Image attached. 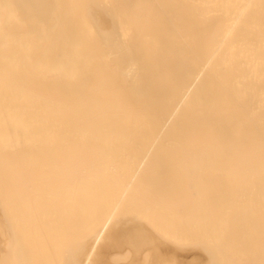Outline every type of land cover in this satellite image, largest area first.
I'll return each instance as SVG.
<instances>
[{"label": "bare ground", "instance_id": "bare-ground-1", "mask_svg": "<svg viewBox=\"0 0 264 264\" xmlns=\"http://www.w3.org/2000/svg\"><path fill=\"white\" fill-rule=\"evenodd\" d=\"M185 186L218 195L176 209L199 235L153 238L205 254L183 264H264V0H0V264H137L155 243L121 211ZM67 199L74 246L50 258Z\"/></svg>", "mask_w": 264, "mask_h": 264}, {"label": "rangeland", "instance_id": "rangeland-1", "mask_svg": "<svg viewBox=\"0 0 264 264\" xmlns=\"http://www.w3.org/2000/svg\"><path fill=\"white\" fill-rule=\"evenodd\" d=\"M198 177L200 178L199 181H200L201 179L204 178L202 175H200V176L198 175L197 178H198ZM187 178H189V177H187ZM192 178L194 179L195 177H192ZM192 178H190L191 182H188V185H187L188 188H190V185L196 187V184H199V183L202 184V181H203V180H201V181L199 182L198 179L195 178V179L192 181ZM207 178H208V180H209V177H207ZM207 178H205V179H207ZM187 181H189V179H188ZM196 181H197L198 183H196ZM194 182H195L196 184H195ZM192 183H193V184H192ZM186 184H187V183H186ZM189 184H190V185H189ZM199 185H200V184H199ZM199 185H197V187L200 188V187L203 186V188H204V184H202V185H200V186H199ZM187 186L182 187V188H181L182 190H181V189H179L178 191H177V190H173V192H174V191H175V192L177 191L176 193L174 192V194H173L172 191H169L170 193L167 192V193H165V194H160V196L162 197V199H161V197L158 195V197H160V198L157 197L158 200H162V201H164L163 198H164V196L166 195V196H165V197H166V198H165L166 201H164V205H162V204H163V202H162V204H161L162 206L160 205L157 209H156L155 207L152 208V207H150V206H149V207H146V206L143 207V206H142V209H141V208L137 209L138 207L136 208V206H128V207H127L128 209L125 208L124 211H123V210L121 211V215H120V216H122L124 219H122V217H121V219H120V217H119V222H120V220H122L121 223H122V225H123V223L125 222L124 220H126L125 218H130V219H131V217H132L131 222H130V219H129V220H126V222H127V223L130 222L129 224H132V221H133V225H135L136 223H134V219L137 220V223H138L137 225H141L142 227H144V229H145L147 235L149 236V238L152 237V238H151V239L153 240V241H152V244L155 243V244H153V246H154L156 252H159V254H156V252H153L152 249H148L147 251H143V252H142L141 254H139L138 257H137V259H139V261L137 262V264H140V263H141V264H145V261H146V260H148L147 262H148L149 264H152V262L154 263L155 261H156V262H155L156 264H159V261H160V264H183V263H182V260L180 261V259H181L182 257H179V256H182V255L184 256V254H185L186 252H188V251H193L192 248H194V247H195L194 250H196V251L199 250V247H198L197 245H190V247H189V244H188V243H187L186 245L183 243V244H184V247H185V246H186V247L184 248V250H181V249H183V248H182L183 246L181 247L182 244H181V245H177L178 243H177V244H176V243H175V244H174V243L172 244V243H171L172 240H171L170 243H168V242L166 241L167 237L169 238L170 236H171V237H173V236H177L176 238H175V237L172 238V239L177 240L178 238H180V236H181V238H182V237L184 238L186 235L189 236V237H186V238H188V239L191 238V240H194V239H193V236H195V235H194L195 233H194V234H193V232H192V233H187L188 227H190L193 231L198 230V226H197V228H195V227H196L195 225H194V226H193V225H192V226H189V225H191V224L188 225V223H187V222H190L191 219H195L194 216L198 214V213H197V214H194V212H192V211L194 210V208H192L193 205L196 206L197 203H200V200H201V202L203 203L202 199H203V198H206V197H207V198H206L207 200H208V199H211V200H217V198H218V195H217L216 193H214V192L210 193V195H209L208 192L205 191V190L197 193V190H195L197 187H196L195 189H194V187H192V188L194 189V192L196 191V193L193 192V193H191V194H192V195H191V194H190V191H191V190L193 191V189H191V190L189 189V191H188V190L186 189ZM210 186H212V188H213L214 190H215V188H216V189L219 188L218 186H216V184H215V186L212 185V184H211ZM205 187H206V186H205ZM203 188H202V189H203ZM183 189H184V190H183ZM197 189H198V188H197ZM198 190H201V189H198ZM192 191H191V192H192ZM204 192H205V193H204ZM170 194H173V195L171 196ZM168 196H169V197H168ZM170 196H171V197H170ZM168 198H169V199H168ZM191 198H193V201H192V202L190 201ZM188 199H189V200H188ZM191 200H192V199H191ZM204 200H205V199H204ZM186 201H187V202H186ZM188 201H189L190 203H189ZM67 202H68V199H67V201H64V202H63V205H62L61 208H60L62 211H64V213H63L62 211H60V210H59V212H57V211L54 209V210H53V211H54V212H53L54 215L51 216V217L48 216V217H50V218L44 220V222H43V224H44L43 227H45L46 224L48 225V224L52 223V224H50V225L48 226V228H47V226L45 227V228H47V229H50L51 235H53L52 237H53L54 240H55V241H54V240H51V241H49V242H50V243H51L52 241H54V242H58L56 245H55V243H54L55 246L52 245V244H49V247L51 248V251H52V252H51V251H48V252H50L51 254L54 252L55 255H59V254H61L62 251H65V250H66V249H65V248H66V245L64 244V247L61 248V249H64V250H61V251L59 252V254H58V252H56V251H57V247H56V246H57V245L59 246V243H60L61 241H62V242H65L64 239L66 240V244H67V243H68V242H67V239H66L67 236H68V239H69V238L71 239V242H72V240L74 241L73 237H71V236H74V234L72 233L73 231L71 232L73 235L70 234V231H71V230H74V229H73V228H74L73 225L70 224V223H72V221H71L72 219L70 220L71 222H70V223L68 222V223H69V224L71 225V227H73V228H71V227H69V226H66V228H65V227L63 226V224H62V221H63V223H64V220L66 219L65 221H67V219H68V218L65 216V215H68V214L65 213V211H67V210H65L67 207H66V208L63 207V206H66V205H67ZM165 202H166V203H165ZM169 203H171L173 207H172ZM205 203H206V202H205ZM167 204L171 206V209H170L169 206H166ZM180 204H185L186 206H189V205L191 204V205H192L191 208H192L193 210H191L190 207H188L189 209H187V207H186V210H185V212L183 211V212H184V213H183V212H181V211L183 210L182 208H185V207H184L185 205L181 206V207H182V208H181V207H180ZM200 205H202V204L200 203ZM200 205H199V206H200ZM165 206H166V207H165ZM197 206H198V205H197ZM199 206H198V207H199ZM162 207H163V208H162ZM168 207H169V208H168ZM198 207H196V208H198ZM161 208H162V209H161ZM165 208H167V209H165ZM199 208H200V207H199ZM199 208H198V212L200 211ZM63 209H64V210H63ZM176 209H179V210H181V211H178V210H176ZM152 210H154V212H153ZM158 210H159V211H158ZM164 210H166V211L164 212ZM177 211H178V212H177ZM201 211H202V210H201ZM180 212H181V213H180ZM196 212H197V209H196ZM196 212H195V213H196ZM0 213H1V212H0ZM60 213H61V217H60ZM62 213H63V214H62ZM67 213H68V212H67ZM133 213H134V214H133ZM136 213H137V214H136ZM171 213H172V214H171ZM189 213H190V214L192 213V215H190ZM201 213H203V212H201ZM135 214H136V215H135ZM151 214H152V215H151ZM182 214H183V215H182ZM0 215H2V214H0ZM125 215H127V216H125ZM130 215H131V217H130ZM133 215L136 216V217L133 218V217H134ZM168 215H169V216H168ZM189 215L192 216L190 220H188V219L190 218ZM2 216H3V218H4V215H2ZM58 216H59L60 218H59ZM62 216H63V217H62ZM70 216H71V215H70ZM70 216H69V217H70ZM144 216H145V217H144ZM146 217H148L149 219L146 218ZM150 217H152L153 219L150 218ZM155 217H156V219H155ZM188 217H189V218H188ZM3 218L0 217V219H1L0 221H1V223H2V224L0 223V242H1V240H2V241H3V245H4V244L7 242V239H8V237H9V234H8V233H10L9 231H10L11 229H10V226H7V223H8V225L10 224L9 221L7 220V218H4V219L6 220V224H5V221H4ZM141 218L143 219V221H141V220H142ZM144 218H145V219H144ZM184 218H185V219H184ZM51 219H52L53 221H52ZM54 219H55V220H54ZM56 219H58L60 222L57 221ZM140 219H141V220H140ZM144 220L148 221V222H147V223H148L147 225H146V224H143V222L146 223V221H144ZM149 220H150V221H149ZM152 220H154V221H152ZM177 220H178V222H179V224H178L179 226H178L177 223H176V228L178 227L177 230H179V231H176V228H175V231H176L177 233H180V236H179V234L175 235L176 232H175L174 230H173V231L175 232V234H172V232H168V230L170 231V229H171V228L168 227V225H170V224H171V225L175 224L174 222L177 221ZM183 220H185V221L188 220V221H186V222H185V221L183 222V224H185L186 226H188V227H187V230H186V228H183V227H182V226H184V225H182V222H181V221H183ZM195 220H196V219H195ZM195 220H194V221H195ZM7 221H8V222H7ZM54 221H55V222H54ZM128 221H129V222H128ZM140 221H141L142 223H141ZM46 222H47V223H46ZM119 222H118V223H119ZM126 222L124 223L125 225L127 224ZM135 222H136V221H135ZM60 223H61L62 225H61ZM66 223H67V222H65V224H66ZM115 223H116V222H115ZM149 223H151L152 225L148 226ZM153 223H154V224H153ZM190 223H191V222H190ZM55 224L57 225V228H56V225H55ZM58 224H59V225H58ZM65 224H64V225H65ZM72 224H73V223H72ZM129 224H127V226H128ZM10 225H11V224H10ZM51 225H53V226H51ZM60 225H61V226H60ZM66 225H67V224H66ZM125 225H123V228H126V227H127V226H125ZM143 225H145V226H143ZM154 225H155V226H154ZM180 225H182L181 227L183 228V230H186V232L184 231L185 233H183V232L181 233V232H180V231H181V230H180L181 228H179ZM1 226H2V227H1ZM59 226H60V227H59ZM62 226H63V228H64V231H63V229L61 228ZM116 226H117V225H116ZM120 226H121V224H120ZM129 226H131V225H129ZM129 226H128V227H129ZM146 226H148L149 228L152 226V228H150L151 231H150L149 228L146 227ZM173 226H175V225H173ZM173 226H172V227H173ZM11 227H12V226H11ZM50 227H51V228L54 227V228H53L54 231L51 230ZM58 227H59L60 230L63 231L65 234H64L63 232H58V231H60ZM68 227L71 228V230H69V229L66 230ZM121 227H122V226H121ZM153 227H154V228L156 227L157 230H155ZM170 227H171V226H170ZM192 227H194L195 230H194V228H192ZM7 228H8L9 230H8ZM45 228H44V233H46V231H47V229H45ZM147 228H148V229H147ZM166 229H168V230L165 231ZM45 230H46V231H45ZM57 230H58V231H57ZM152 230H155V232H156V231L159 232V234H160V232H161V234H163V235L169 233V234H168L169 236L167 235V237H163V235H162V239H161V237H158V238H160L161 241H163V242H167V243H164V244H163L161 241H159L158 238L156 239L155 237H156V236H159V235H157V233L155 234L154 231H152ZM171 230H172V229H171ZM183 230H182V231H183ZM55 231H56V232H55ZM67 231H69V233H67ZM149 231H150V232H149ZM190 231H191V230H190ZM190 231H188V232H190ZM40 232H41V231H40ZM152 232H153V233H152ZM166 232H168V233H166ZM47 233H49V231H48ZM53 233H54V234H53ZM62 233H63V234H62ZM66 233L68 234L67 236H66ZM151 233H152V234H151ZM197 233H198V231H196V234H197ZM57 234H58V235H57ZM69 234H70V236H69ZM154 234H155V235H154ZM170 234H171V235H170ZM183 234H184L185 236H184ZM188 234H189V235H188ZM190 234H192L193 236L190 237V236H191ZM42 235H43V234H42ZM42 235H41V236H42ZM49 235H50V234H49ZM61 235H62V236H61ZM151 235H152V236H151ZM153 235L155 236L154 238H153ZM197 235H199V234H197ZM43 236L45 237V235H43ZM43 236H42V238H43ZM46 236H47V238H48V237H51V236H48V235H46ZM64 236H65L66 238H65ZM160 236H161V235H160ZM39 237H40V235L38 236V238H39ZM52 237H51L50 239H53ZM171 237H170V239H171ZM197 237H198V236H197ZM57 238H58V239H57ZM61 238H62V239H61ZM164 238H165V239H164ZM44 239L46 240V238H44ZM56 239H57L58 241H57ZM155 239H156V242H155ZM39 240H41V238H40ZM59 241H60V242H59ZM69 241H70V240H69ZM157 241H158V242H157ZM187 241H188V240H187ZM43 242L45 243L44 240H43ZM173 242H174V241H173ZM184 242H185V241H184ZM40 243H41V242H40ZM46 243L48 244V239L46 240ZM70 244H71V247H70V248H72V247L74 246V245L72 246V244H74V243H68L67 246L69 247ZM166 244H167L168 246H170V247L172 246V247H171V250H173L174 253H175V255L172 256L173 258H170V259H169V258H165V257H163L162 254L160 253V251H162V249H163L164 247H168ZM35 245H36V244H35ZM40 245H41V246H44L45 244H44V245H43V244H40ZM40 245H39V249H40ZM50 245H52V247H51ZM156 245H157V246H156ZM159 245H160V246H159ZM163 245H164V246H163ZM187 245H188V246H187ZM45 246H46V245H45ZM53 246H54V248H53ZM62 246H63V244H62ZM62 246H61V247H62ZM162 246H163V247H162ZM196 246L198 247L197 249H196ZM2 247H3V246H2ZM34 247H35V246H34ZM36 247L38 248V245H36ZM59 247H60V246H59ZM59 247H58V249H59ZM68 247H67V249H68ZM43 248H44V247H43ZM47 248H48V247H47ZM47 248L44 249V251H43L44 254H45V253L48 254V252H45V250H46ZM52 248H53V249H56V250L53 251ZM168 248H169V247H168ZM3 249H4V248H3ZM3 249H1V247H0V253L3 251ZM39 249H38V250L36 249V250H37V253H38ZM160 249H161V250H160ZM185 249H186V251H185ZM29 250H30V249H29ZM41 250H42V248H41ZM41 250H40V252H41ZM46 251H47V250H46ZM58 251H59V250H58ZM200 251H201V249H200L198 252L200 253ZM55 252H56V253H55ZM65 252H66V251H65ZM176 252H177V255H176ZM182 253H183V254H182ZM21 254H22V253H21ZM25 254H26V251H25ZM34 254H35V253H34ZM41 254H42V253H40V255H41ZM51 254H50V255H51ZM54 254H52V256H50L49 254H48V255H49V257L51 258V257L55 256ZM128 254H129V253H127V251H126V255H128ZM152 254H153V255H152ZM180 254H181V255H180ZM202 254H203V252L201 251V255H202ZM14 255H15V254H14ZM17 255H18V254H17ZM17 255H15V256H17ZM26 255H29V252H28ZM40 255H37V257H39ZM63 255H64V254H61L60 256H63ZM123 255H125V254H123ZM151 255L153 256V258L151 257ZM31 256H32V255H29V257H31ZM35 256H36V254H35ZM35 256H34V257H35ZM41 256H42V255H41ZM44 256H46V254H45ZM44 256L42 257L43 259H44ZM148 256H149V257H148ZM202 256L204 257L205 254L202 255ZM12 257H13V256H12ZM21 257H23V255L20 256V258H21ZM26 257H27V256H26ZM34 257H33L32 260H34ZM56 257H57V256H56ZM63 257H64V256H63ZM67 257H68V256H67ZM114 257H115V256H114ZM116 257H117V258H115V260H116V259H118V260L114 261V259H113V261L115 262V264H124V263L127 262V259H129L130 257H131V259H132V254L130 253V257H129V256H126V257H129V258H126L125 256L122 257V253H121V256H120V257H118V255H116ZM147 257H148V258H147ZM150 257H151V258H150ZM174 257H175V260H174ZM5 258H6V257H5ZM5 258H4V259H5ZM10 258H11V257H10ZM15 258H16V257H15ZM20 258H19V260H21ZM42 258L39 257V259H41V262H39V264H40V263L44 264V263L42 262V261H43ZM46 258L48 259V256H47ZM46 258H45V259H46ZM142 258H143V260H142ZM146 258H147V259H146ZM16 259H17V258H16ZM16 259H13L15 263H16V261H15ZM26 259H27V258H26ZM28 259L31 260V258H28ZM36 259H37V258H35V260H36ZM39 259H37V261H38ZM55 259H56V258L53 257V258H51V260L49 259V261H46V260H44V261H46L47 264H48V262H49V264H51L50 262H52V260H55ZM58 259L60 260V262L56 261L55 264H56V263H58V264H59V263H60V264L63 263V264H64V262L66 261V257L64 258V262H63V260H62L61 257H60V258L58 257ZM122 259H124V261H123ZM131 259H130V261H131ZM149 259H150L151 261H149ZM163 259H164L165 262H163ZM177 259H178V260H177ZM203 259L205 260V257H204ZM8 260H9V259H8ZM19 260H17V262H18L19 264H38V263H36L37 261H36L35 263H31L30 261H29L30 263H28V262L20 263ZM23 260H25V259H23ZM32 260H31V261H32ZM35 260H34V261H35ZM61 260H62V261H61ZM111 260H112V259H111ZM120 260H121V261H120ZM169 260H171V261L173 260V261L171 262V261H169ZM2 261L4 262L5 260H2ZM27 261H28V260H27ZM34 261H32V262H34ZM39 261H40V260H39ZM119 261H120V262H119ZM122 261H123V262H122ZM130 261H128L127 264H129ZM161 261H162V262H161ZM166 261H167V262H166ZM174 261H175V262H174ZM177 261H178V262H177ZM11 262L13 263V261H11ZM46 262H45V264H46ZM114 262H112L111 264H114ZM147 262H146V264H148ZM6 263L8 264L7 261H6ZM15 263H14V264H15ZM155 263H154V264H155ZM1 264H2V262H1ZM3 264H4V263H3ZM10 264H11V263H10ZM16 264H17V263H16ZM52 264H53V262H52Z\"/></svg>", "mask_w": 264, "mask_h": 264}]
</instances>
